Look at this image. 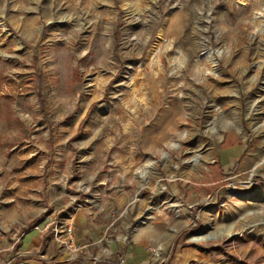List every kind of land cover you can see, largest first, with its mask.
I'll return each mask as SVG.
<instances>
[{
    "label": "rangeland",
    "instance_id": "obj_1",
    "mask_svg": "<svg viewBox=\"0 0 264 264\" xmlns=\"http://www.w3.org/2000/svg\"><path fill=\"white\" fill-rule=\"evenodd\" d=\"M0 21V264H264V0H0Z\"/></svg>",
    "mask_w": 264,
    "mask_h": 264
},
{
    "label": "bare ground",
    "instance_id": "obj_2",
    "mask_svg": "<svg viewBox=\"0 0 264 264\" xmlns=\"http://www.w3.org/2000/svg\"><path fill=\"white\" fill-rule=\"evenodd\" d=\"M2 22L3 21H0V27L6 31V28H5V26H4V24ZM194 30L191 32V36H194L196 38H199V35H200L199 31H197V29H194ZM197 49H198V45L193 44V47H191V49L187 51V53H188V60L190 62H191V60H192V58L194 56V53H196ZM147 65L150 66L152 72H154L153 73V76L155 78L159 79L161 77H167V71H166V69L168 68V66H166V64H165V62L163 60V56L160 55L157 51L151 52V54L149 55V61H148V64ZM145 69L146 68L144 66H141L140 67V70L138 72L139 73L138 76L140 74H142V71H144ZM137 83H138V79L137 78H133L130 81L129 87L131 89L132 88H136ZM133 91H134V89H133ZM170 116L171 115L168 112L167 113V116H166V119H165V127L168 126L170 124V122H171Z\"/></svg>",
    "mask_w": 264,
    "mask_h": 264
},
{
    "label": "crops",
    "instance_id": "obj_3",
    "mask_svg": "<svg viewBox=\"0 0 264 264\" xmlns=\"http://www.w3.org/2000/svg\"><path fill=\"white\" fill-rule=\"evenodd\" d=\"M187 253H188V252H185V251H184V252L182 253V255L186 256V255H187ZM188 254H189V253H188Z\"/></svg>",
    "mask_w": 264,
    "mask_h": 264
}]
</instances>
